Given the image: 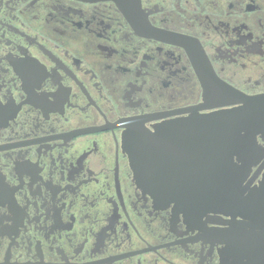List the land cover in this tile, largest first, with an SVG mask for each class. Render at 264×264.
I'll return each instance as SVG.
<instances>
[{"label": "flooded vegetation", "instance_id": "obj_1", "mask_svg": "<svg viewBox=\"0 0 264 264\" xmlns=\"http://www.w3.org/2000/svg\"><path fill=\"white\" fill-rule=\"evenodd\" d=\"M135 8L0 0V264H264L263 222L138 184L122 149L131 127L160 128L150 175L205 174L186 121L239 106L200 109L198 73L264 95V0ZM263 173L264 158L251 189Z\"/></svg>", "mask_w": 264, "mask_h": 264}, {"label": "water", "instance_id": "obj_2", "mask_svg": "<svg viewBox=\"0 0 264 264\" xmlns=\"http://www.w3.org/2000/svg\"><path fill=\"white\" fill-rule=\"evenodd\" d=\"M84 1H111L128 18L137 5V0ZM189 54L195 58L198 52L189 51ZM198 77L203 89L200 109L239 106L210 116H193L186 121L189 125L186 130L193 131V138L199 141L200 155L208 161L205 174L200 169L202 177L168 180L150 175L155 170L161 172L160 128L156 137H148L145 130L131 127L122 138L123 152L138 184L155 189H194L191 194L173 197L190 205L227 207L232 218L238 216L248 221L246 226L257 228L260 222L264 223V173L253 189L247 178L264 158V147L257 142V136L264 141V95L246 97L205 72L198 73Z\"/></svg>", "mask_w": 264, "mask_h": 264}]
</instances>
